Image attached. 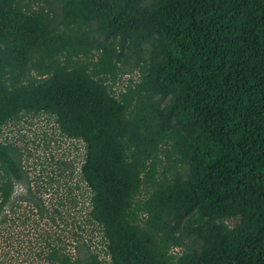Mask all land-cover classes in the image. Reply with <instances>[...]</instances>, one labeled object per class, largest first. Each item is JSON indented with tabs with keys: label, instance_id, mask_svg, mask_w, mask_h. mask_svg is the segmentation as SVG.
Returning a JSON list of instances; mask_svg holds the SVG:
<instances>
[{
	"label": "trees",
	"instance_id": "16d2710c",
	"mask_svg": "<svg viewBox=\"0 0 264 264\" xmlns=\"http://www.w3.org/2000/svg\"><path fill=\"white\" fill-rule=\"evenodd\" d=\"M21 1L0 0V135L46 114L84 146L53 210L80 220L34 256L81 264L89 227L109 264H264V0H60V26ZM161 156L179 171L159 177ZM42 196L0 140V264L26 263L15 228Z\"/></svg>",
	"mask_w": 264,
	"mask_h": 264
},
{
	"label": "rangeland",
	"instance_id": "374dc122",
	"mask_svg": "<svg viewBox=\"0 0 264 264\" xmlns=\"http://www.w3.org/2000/svg\"><path fill=\"white\" fill-rule=\"evenodd\" d=\"M21 4L33 10L43 8L53 19V25L60 26V0H22ZM120 67L118 79L112 87L115 96L123 91L131 81L138 80V74L136 70H133L131 59H127ZM0 140L10 144L15 152L21 155L33 185L42 190L43 201L49 210L42 220L38 221L34 215L30 214V219L25 226L15 228V231L21 235L18 241H22V235H27V243H23L25 249L21 250L19 257L23 261L27 259L25 264H47L34 256V253L44 246L40 237L47 236L48 240L57 246L59 243L56 239L64 237L69 231H75L73 226L75 220L73 219L80 220L76 211L70 210L68 214H62L60 218L58 214L53 213V210L59 208L58 203L64 194L63 185L66 180H69L67 177L69 171L73 170L76 173L84 159V146L82 142L69 139L61 134L54 118L46 114L22 115L18 121L11 122L3 128ZM166 164L167 162L161 156V163L158 165L159 177L163 173L170 176L175 170L180 169L178 165ZM58 171H62L61 179L55 178ZM57 182H60V188ZM148 193L149 190L144 189L140 198H145ZM23 207L24 211H28L27 207ZM19 213H22V210ZM18 223L20 222L17 221L16 224ZM227 223L230 226L235 224L234 221ZM90 229L88 227L83 233L86 243L76 255L80 258L81 264H109V259L104 253L105 246L101 233L98 229ZM184 243L189 250L198 249L200 245V242L194 241L191 236L185 237ZM69 249L71 250L72 247L70 246ZM180 252L178 248L173 250L174 254Z\"/></svg>",
	"mask_w": 264,
	"mask_h": 264
}]
</instances>
